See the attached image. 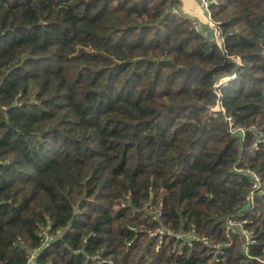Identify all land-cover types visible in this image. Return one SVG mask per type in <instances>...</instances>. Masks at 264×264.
<instances>
[{
  "label": "trees",
  "instance_id": "1",
  "mask_svg": "<svg viewBox=\"0 0 264 264\" xmlns=\"http://www.w3.org/2000/svg\"><path fill=\"white\" fill-rule=\"evenodd\" d=\"M213 1L0 0V264H264V0Z\"/></svg>",
  "mask_w": 264,
  "mask_h": 264
},
{
  "label": "built area",
  "instance_id": "2",
  "mask_svg": "<svg viewBox=\"0 0 264 264\" xmlns=\"http://www.w3.org/2000/svg\"><path fill=\"white\" fill-rule=\"evenodd\" d=\"M196 4H197V7H198V10L201 12V15H202V19L199 20V19H194L193 20V29L195 32H198L199 29H200V25H205L207 26L208 28H210L213 32L212 34V38L215 40L216 44L218 46L221 45L222 43V39L220 38V32L218 30V25L217 23H214L212 21V18H211V14H210V11H209V7H210V4L211 3H214L213 0H195ZM219 83H222V82H219ZM228 124H229V127L231 128L232 126V120L230 118H226ZM240 132H243V129H239ZM245 175H247L251 182H252V186H251V189H250V192L248 193L247 197H246V200L250 203H252V198L254 196V193L255 191L259 188L260 186V180H259V177L249 171V170H246L245 172ZM243 223L244 222H232V221H228L225 228L226 230H231V229H235V230H238V232L241 234L243 240H244V244H243V250H244V253L247 254L248 253V246L250 245V235L248 233L247 230H244L243 229ZM179 238V236H176ZM191 241H196V242H200L202 244H205L206 242L201 239V238H197L195 236H190L188 237Z\"/></svg>",
  "mask_w": 264,
  "mask_h": 264
},
{
  "label": "water",
  "instance_id": "3",
  "mask_svg": "<svg viewBox=\"0 0 264 264\" xmlns=\"http://www.w3.org/2000/svg\"><path fill=\"white\" fill-rule=\"evenodd\" d=\"M183 6L184 12H186L191 18L202 19L201 12L195 10L194 0H179Z\"/></svg>",
  "mask_w": 264,
  "mask_h": 264
},
{
  "label": "rangeland",
  "instance_id": "4",
  "mask_svg": "<svg viewBox=\"0 0 264 264\" xmlns=\"http://www.w3.org/2000/svg\"><path fill=\"white\" fill-rule=\"evenodd\" d=\"M227 78H228V77L223 78V79L220 81V82H222V83H218V85L226 83L227 80H228ZM218 110H220L219 105H217V106H215V107L212 108V111H218Z\"/></svg>",
  "mask_w": 264,
  "mask_h": 264
},
{
  "label": "crops",
  "instance_id": "5",
  "mask_svg": "<svg viewBox=\"0 0 264 264\" xmlns=\"http://www.w3.org/2000/svg\"><path fill=\"white\" fill-rule=\"evenodd\" d=\"M180 2V1H179ZM180 4H181V2H180ZM194 8H195V10L197 11L198 10V7H197V4H196V2H195V0H194ZM181 10L184 12V9H183V6H182V4H181ZM187 16H189L186 12H184ZM190 17V16H189ZM192 19H194V18H192Z\"/></svg>",
  "mask_w": 264,
  "mask_h": 264
}]
</instances>
